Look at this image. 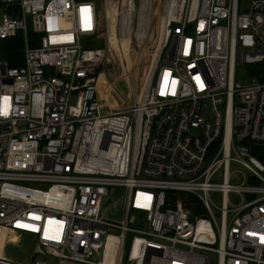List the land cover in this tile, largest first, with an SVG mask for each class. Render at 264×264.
Here are the masks:
<instances>
[{"label":"built area","instance_id":"1","mask_svg":"<svg viewBox=\"0 0 264 264\" xmlns=\"http://www.w3.org/2000/svg\"><path fill=\"white\" fill-rule=\"evenodd\" d=\"M142 1L0 0V40L23 43L0 59V261L103 264L110 238V264H264V0H161L142 92L101 112L111 32Z\"/></svg>","mask_w":264,"mask_h":264},{"label":"rangeland","instance_id":"2","mask_svg":"<svg viewBox=\"0 0 264 264\" xmlns=\"http://www.w3.org/2000/svg\"><path fill=\"white\" fill-rule=\"evenodd\" d=\"M160 4L161 0H158V5L155 6V8L151 7L149 9H144L143 7L139 6L137 7L138 11L136 9L133 15L124 18L121 23L117 22V24H115V32L113 33L111 38L113 39V41L110 40L109 43L113 47L117 45L118 48H122L120 56L123 59L121 60V58L118 57V61L115 60V63L106 65L104 67L102 66L97 74L96 98L99 110L101 112H103L107 107L110 106L119 108L130 104L133 98L130 97V90L128 87L129 84L131 85V89L134 94L138 95L142 92V88L147 78V75L149 71H151L153 65L151 53H154L159 46L161 36L160 9L162 5ZM2 7L3 4H0V13L2 11ZM140 7L143 11L140 9ZM4 10L6 13H17L16 6H6ZM139 23H142L143 26H145L147 29L150 27L154 29L152 38L148 41H145L144 38L142 39L136 37V31ZM124 26L126 27L124 28ZM122 38H125L126 43L122 41ZM86 45L88 47L104 46V34L100 33V35L97 36V38L93 42L87 41ZM126 49L131 50V52H128L129 54L126 56L127 61L126 59H124V53H126L127 51ZM113 50L114 52L117 51L115 48ZM145 51H147L148 53H145ZM119 60L122 61L120 65L118 64ZM125 62L129 64L131 71H128L125 66V68H121V65ZM212 156L213 154L207 156L206 163L211 160ZM123 195V188L116 187L113 194V198L120 200ZM214 200L216 201V203H219V198H215ZM105 207L106 217L115 220L123 218L121 203H117L114 207H112L111 200L108 199L105 203ZM136 213L137 212H135L134 214ZM9 243L11 245H19L22 247H26V249L28 250L31 248L29 246L30 241L23 237H14L13 239L11 238ZM11 252H15L14 254L18 255V251L15 247L11 250ZM22 254L24 253H19V256L21 257ZM0 264L9 263L2 260L0 261Z\"/></svg>","mask_w":264,"mask_h":264},{"label":"bare ground","instance_id":"3","mask_svg":"<svg viewBox=\"0 0 264 264\" xmlns=\"http://www.w3.org/2000/svg\"><path fill=\"white\" fill-rule=\"evenodd\" d=\"M146 4H145V1L143 0L142 1V4H140V6L141 7H143V6H145ZM141 7H140V9H141ZM142 10V9H141ZM147 10V9H146ZM143 11V10H142ZM143 16V15H142ZM146 17V16H145ZM139 19V18H138ZM142 19V18H141ZM147 22V21H146ZM150 22V21H149ZM113 23H114V15H113V11H108V24H107V26H108V28H109V30L112 28V26H113ZM132 24V23H131ZM148 27H149V25H148ZM154 33V29L152 28V27H150V28H146L145 26H143V24L142 23H139L138 24V27H137V31H136V37H138V38H144L145 39V41H148L149 39H151L152 38V34ZM110 38H112V32H111V35H110ZM111 41H113V39H110ZM122 41H124V43H126V40H125V38H122ZM124 47H125V45H124ZM127 50V49H126ZM131 52V50H127L126 51V53H124V59H126V61H127V55L129 54V53ZM126 67L127 68V70L129 71H131V68L129 67V64L128 63H123L122 65H121V68H123V67ZM124 67V68H125ZM128 87H129V90H130V97H134L136 94H134V92L132 91V89H131V85L129 84L128 85ZM113 252H114V249H113V247L111 246V242H110V238H109V240H108V242H107V245H106V247H105V250H104V261H103V264H110V261H111V257H112V254H113Z\"/></svg>","mask_w":264,"mask_h":264},{"label":"trees","instance_id":"4","mask_svg":"<svg viewBox=\"0 0 264 264\" xmlns=\"http://www.w3.org/2000/svg\"><path fill=\"white\" fill-rule=\"evenodd\" d=\"M102 34L100 28L97 31V36ZM22 36L20 33L12 38L0 40V59L5 60L11 66H18L22 63ZM128 241L126 243V248Z\"/></svg>","mask_w":264,"mask_h":264},{"label":"water","instance_id":"5","mask_svg":"<svg viewBox=\"0 0 264 264\" xmlns=\"http://www.w3.org/2000/svg\"><path fill=\"white\" fill-rule=\"evenodd\" d=\"M250 152L264 165V145L253 143L250 145Z\"/></svg>","mask_w":264,"mask_h":264}]
</instances>
